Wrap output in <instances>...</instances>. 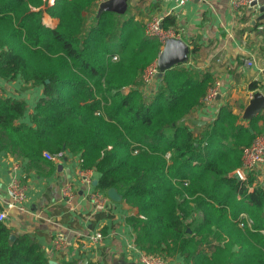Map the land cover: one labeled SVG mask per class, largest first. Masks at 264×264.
<instances>
[{"label":"trees","instance_id":"trees-1","mask_svg":"<svg viewBox=\"0 0 264 264\" xmlns=\"http://www.w3.org/2000/svg\"><path fill=\"white\" fill-rule=\"evenodd\" d=\"M99 3L0 0V74L42 86L29 122L25 100L0 95V149L31 164L44 151L80 154L100 189L122 194L140 250L185 264H264V183L251 171L233 176L264 133V113L246 121L224 102L214 120L195 123L212 74L180 64L147 89L144 70L164 41L131 7L98 15ZM175 23L164 15L165 28ZM11 235L0 220V264H79L52 263L32 235Z\"/></svg>","mask_w":264,"mask_h":264},{"label":"crops","instance_id":"crops-1","mask_svg":"<svg viewBox=\"0 0 264 264\" xmlns=\"http://www.w3.org/2000/svg\"><path fill=\"white\" fill-rule=\"evenodd\" d=\"M130 7L145 24L156 14L175 15L176 23L168 29L192 48L198 45L197 51L191 52L187 65L203 73L209 71L214 78L213 84L220 81L216 98L210 103L204 102L194 113V122H205L195 123L202 125L214 120L224 102L232 104L238 113L237 96L245 109L255 91L264 93V80L259 74L264 64V19L256 20L257 14L252 9L235 10L230 0H189L182 6H177L176 0H131ZM45 21L55 22L49 15L45 16ZM247 58H253L254 63L248 65ZM254 81L260 86L253 90L250 84ZM41 94L42 86L26 81L21 74L13 78L0 74V95L27 103L21 121H31ZM258 124L264 126V119L258 120ZM45 159L31 164L26 158L0 149V204L8 213L7 223L12 234L32 235L46 249L52 263L76 259L79 264L88 261L113 264L124 258L140 264L137 249L131 247L135 243L126 221L129 211L122 199L113 200L109 189L104 191L98 187L100 172L96 168H83L82 156L66 150L57 160ZM250 171L264 183V163ZM15 174L26 187L25 211L8 207L11 201L8 184ZM66 183H71L75 190L72 204L62 195ZM97 192L106 198L104 208L96 207L93 194ZM97 231L104 235L98 242L91 239ZM58 232H62L65 239L61 248L54 245ZM171 260L175 264H185L181 256Z\"/></svg>","mask_w":264,"mask_h":264},{"label":"built area","instance_id":"built-area-1","mask_svg":"<svg viewBox=\"0 0 264 264\" xmlns=\"http://www.w3.org/2000/svg\"><path fill=\"white\" fill-rule=\"evenodd\" d=\"M102 0H99V2ZM189 0H176L177 6L184 5ZM255 0H230V4L233 9L237 10L240 8H253L252 3ZM163 14H156L152 16L145 25V32L149 36H157L162 41L169 36H175L171 29L165 28L163 26ZM117 55H114V59H117ZM248 65L254 63V59H245ZM159 71L157 59L149 64L143 73L144 81L149 84L152 81H155L157 78V73ZM259 74L264 80V64L259 68ZM220 81L215 82L208 89L207 96L204 99V102L210 103L213 101L216 96L219 94ZM65 150H60L57 152L44 151V157L50 160H57L64 155ZM264 163V133L259 134L255 137L253 142L248 145L243 154L242 166L239 170L241 173L242 179L245 178L247 171L252 170L256 166ZM84 178L87 181H91L88 175H84ZM8 190L11 195V201L8 203V207H17L18 209L25 211L26 210V200H27V191L25 185L22 183L18 174L13 175L11 181L8 184ZM63 198L69 203L72 204L75 197V190L71 183H66L62 188ZM93 199L96 203L97 208L105 207V197H102L101 193L97 192L93 194ZM8 213L5 209L0 206V220L7 221ZM104 237L101 231H97L91 236V239L98 242ZM54 245L58 248H61L65 245L64 234L58 232L54 239ZM137 249L138 252V261L140 264H175L172 260L162 254L150 253L143 250H140L135 244L131 245Z\"/></svg>","mask_w":264,"mask_h":264},{"label":"water","instance_id":"water-1","mask_svg":"<svg viewBox=\"0 0 264 264\" xmlns=\"http://www.w3.org/2000/svg\"><path fill=\"white\" fill-rule=\"evenodd\" d=\"M131 5V0H102L99 3L98 15L104 11H112L119 14L126 13ZM253 12L257 14L256 20L264 19V0H255L253 3ZM192 47L184 39L176 36H169L165 39L163 47L157 58L159 71L157 77L164 75L165 71L173 68L176 65L187 64L190 61V54ZM49 82V79L46 80ZM264 111V93L257 90L253 93L249 103L246 105L242 117L245 120L256 118ZM197 123H204L205 121H195ZM233 176L242 179L241 173L237 169ZM97 182V180H96ZM109 196L116 201L122 199V194L116 187H110L108 190ZM15 235H11V239H15ZM113 264H137L136 261H129L127 259H118Z\"/></svg>","mask_w":264,"mask_h":264},{"label":"rangeland","instance_id":"rangeland-1","mask_svg":"<svg viewBox=\"0 0 264 264\" xmlns=\"http://www.w3.org/2000/svg\"><path fill=\"white\" fill-rule=\"evenodd\" d=\"M154 83H155V81H152L151 83H149V84H147L146 86L148 87L147 89H149V88H153V85H154ZM243 89V88H242ZM238 94H236V96H237ZM235 97V96H234ZM237 100L239 101V103H238V113H240L241 115H242V112H243V110H244V103H241L240 101V99H239V96H237ZM235 106H236V104H234ZM234 173V172H233ZM171 259V258H170Z\"/></svg>","mask_w":264,"mask_h":264}]
</instances>
